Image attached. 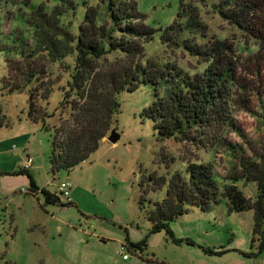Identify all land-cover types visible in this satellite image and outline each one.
Masks as SVG:
<instances>
[{
  "label": "rangeland",
  "instance_id": "1",
  "mask_svg": "<svg viewBox=\"0 0 264 264\" xmlns=\"http://www.w3.org/2000/svg\"><path fill=\"white\" fill-rule=\"evenodd\" d=\"M182 1L191 2L137 0L145 25L154 31L141 61L169 63L184 73L196 74L204 70L205 63L177 48L175 43H162L165 29L177 20ZM218 1L192 0V4L206 25L205 43L212 38L229 39L239 49V71L247 84V94L237 91L232 114L242 133L229 129L224 139L239 145L248 162H253L264 154V53L219 17L213 8ZM67 8L51 0H0V49L6 50L0 58V109L6 117L0 122V143L11 136L32 137L30 149L40 169L35 172L39 174L38 180L45 183L49 176L51 190L64 204L46 206L50 212L49 231H43L38 227L41 213L36 201L30 193L21 192L30 190V180L25 174L19 175L26 178L28 185L21 186L11 202L7 204L10 197L0 206V264H264V249L260 251L259 242L252 245L253 212L230 213L225 199L208 212L191 208L171 223L180 244L165 230L152 233L146 211L150 202L163 200L167 191L164 185L151 192L142 209L141 185L152 184V177L186 172L189 161L210 163L221 183L241 171L238 161L224 147L204 150L189 143L161 141L145 115L155 99L152 85L144 84L135 92L125 91L117 96L121 109L110 132L119 136L116 144L101 143L79 167L53 174L51 150L55 126L70 113L69 107L59 106L63 89L69 88L67 65L74 64L72 40L82 22L80 12L73 14ZM193 38L189 33L184 36L185 40ZM22 48L23 57L18 54ZM120 58L114 54L108 61ZM31 72L37 74L38 84L43 86L40 99L46 96L38 100L36 113L38 118H45L46 127L42 119L37 122L29 119L30 87L25 80ZM17 85L27 90L9 93L7 88ZM246 99L249 101L244 102ZM27 153L24 152L25 161ZM63 182L72 184V205L58 190ZM255 186L239 184L245 196L252 199ZM34 238L43 241L42 245L33 243ZM128 238L133 243L146 242L143 251L129 249ZM207 250L223 253L209 254Z\"/></svg>",
  "mask_w": 264,
  "mask_h": 264
},
{
  "label": "trees",
  "instance_id": "2",
  "mask_svg": "<svg viewBox=\"0 0 264 264\" xmlns=\"http://www.w3.org/2000/svg\"><path fill=\"white\" fill-rule=\"evenodd\" d=\"M51 1L63 4L73 14H82L78 35L72 40L75 45L74 64L72 67L67 65L71 78L69 88L63 89L64 97L59 106L60 109L69 107L70 113L68 118H60L59 125L55 126L52 142L53 174L79 167L98 150L117 123L116 116L121 109L118 95L125 91L135 92L144 84L152 85L155 99L145 110V115L152 121L161 141L189 143L204 150L224 147L241 168L238 175L232 174L227 178L228 182L221 183L210 163L189 161L186 172H175L158 179L152 177V184H142L139 200L142 209H145L151 192L167 185L163 200L150 202L146 211L152 233L165 230L175 243L180 244L171 223L191 208L208 212L225 199L230 213L253 212L252 245L259 242V249L263 251L264 154L248 162L239 145L224 139V133L229 129L242 133L232 114L237 91L247 94V84L240 76L237 45L232 40L217 38L205 43L206 25L198 9L192 0L188 3L182 1L177 20L165 29L162 43H175L177 48H182L206 65L200 73H184L169 63L162 65L149 59L141 61L146 55V45L153 40L154 31L145 25V16L139 12L137 0ZM34 5L31 7L38 10L39 7ZM213 8L223 21L238 29L242 36L254 42L260 53H264V0H219ZM186 33L194 35V38L185 40ZM199 34L200 37L197 36ZM3 51L6 50L0 49V58ZM18 54L24 56L23 48L18 50ZM114 54L121 58L109 62L108 57ZM8 69L11 70L10 65ZM25 81L30 87L29 119L35 122L42 119L46 127L45 118L36 116L38 100L46 99V96L39 97L43 86L38 84L37 74L33 72ZM7 89L9 93L27 90L19 85ZM1 113L0 109L2 124L6 117ZM15 174L27 175L29 193L40 195L46 206H64L57 193L37 186L30 170ZM241 183L244 186L249 183L256 185L254 199L245 196L239 187ZM127 245L134 251H143L146 242L133 243L128 238Z\"/></svg>",
  "mask_w": 264,
  "mask_h": 264
},
{
  "label": "crops",
  "instance_id": "3",
  "mask_svg": "<svg viewBox=\"0 0 264 264\" xmlns=\"http://www.w3.org/2000/svg\"><path fill=\"white\" fill-rule=\"evenodd\" d=\"M20 136L22 137L20 138ZM20 136H16V137L11 136L8 138H4V140H2V142L0 143V206L2 205V203L10 199V197L11 199L7 201V204L11 202L16 197L14 194L19 190V188L23 185H28V181L24 176H19L15 173L24 170V165H25L24 152L28 151L27 155L32 157L31 156L32 150L30 148H32L31 142L33 138L25 137L24 135H20ZM107 142H109L108 139H105L102 143H107ZM39 170H40L39 167L35 165V163L32 165L30 169L33 175H35L34 178L37 186L40 189L45 188L51 191L52 193H54L50 188L52 184L49 179V176H47V180L45 183H42L38 180L39 174L35 172ZM23 190L25 189H22L21 192ZM26 191L29 192V190ZM31 196L36 201L35 205L37 206V209L41 213V216H39L38 227H41L43 231L47 232L49 231L47 227L49 226L48 216L50 212L46 208L44 199L40 195H36V196L31 195ZM71 200L72 202H74L72 197ZM15 238H17V233H15ZM33 243L42 245L43 241L39 240L38 238H34Z\"/></svg>",
  "mask_w": 264,
  "mask_h": 264
},
{
  "label": "built area",
  "instance_id": "4",
  "mask_svg": "<svg viewBox=\"0 0 264 264\" xmlns=\"http://www.w3.org/2000/svg\"><path fill=\"white\" fill-rule=\"evenodd\" d=\"M33 164H34V159L32 157L28 156L27 160L25 161L24 170H30ZM71 189H72V184L69 182H63L58 187L59 192L68 199L69 203H72ZM22 192L25 194L29 193L26 190H23ZM124 258L127 259L128 257L124 256Z\"/></svg>",
  "mask_w": 264,
  "mask_h": 264
},
{
  "label": "water",
  "instance_id": "5",
  "mask_svg": "<svg viewBox=\"0 0 264 264\" xmlns=\"http://www.w3.org/2000/svg\"><path fill=\"white\" fill-rule=\"evenodd\" d=\"M119 139V136L117 134H110V136L108 137V141L111 143H116Z\"/></svg>",
  "mask_w": 264,
  "mask_h": 264
}]
</instances>
